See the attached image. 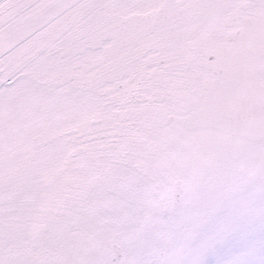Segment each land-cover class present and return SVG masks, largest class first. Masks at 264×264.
I'll list each match as a JSON object with an SVG mask.
<instances>
[{
    "label": "snow or ice",
    "instance_id": "snow-or-ice-1",
    "mask_svg": "<svg viewBox=\"0 0 264 264\" xmlns=\"http://www.w3.org/2000/svg\"><path fill=\"white\" fill-rule=\"evenodd\" d=\"M0 264H264V0H0Z\"/></svg>",
    "mask_w": 264,
    "mask_h": 264
}]
</instances>
